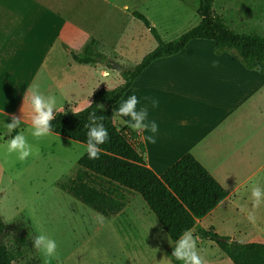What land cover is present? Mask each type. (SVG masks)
Instances as JSON below:
<instances>
[{
	"label": "crops",
	"instance_id": "crops-1",
	"mask_svg": "<svg viewBox=\"0 0 264 264\" xmlns=\"http://www.w3.org/2000/svg\"><path fill=\"white\" fill-rule=\"evenodd\" d=\"M59 4L54 0H0V114L21 119V125L32 113L27 102L23 108L27 88L35 84L41 94L49 91L58 97L57 82L61 70L70 69L71 53H80L92 38L100 41L96 36L84 38L76 21ZM60 56L66 58L62 68ZM116 78L120 83L119 71ZM132 94L140 101L137 110L148 106V119L158 124L155 144L142 138L150 133L134 130L144 144L147 167L161 177L191 154L228 192V198L198 221V226L209 222V228L232 241L264 244V203L253 208L250 191L264 176V74L245 69L230 54L216 55L212 41L195 40L180 54L151 64L123 99ZM145 97L157 100L158 106L152 108ZM130 119L117 116L115 126L118 130L130 127ZM260 184L264 187V180ZM133 201L119 216L136 214ZM145 210L142 216L148 218L150 213ZM230 215L240 217L234 219L236 227L252 215L254 220L249 222L259 228L260 235L250 234L253 230L242 237L221 233L218 227L229 225L226 218ZM218 256L225 264H233L222 252Z\"/></svg>",
	"mask_w": 264,
	"mask_h": 264
},
{
	"label": "rangeland",
	"instance_id": "rangeland-1",
	"mask_svg": "<svg viewBox=\"0 0 264 264\" xmlns=\"http://www.w3.org/2000/svg\"><path fill=\"white\" fill-rule=\"evenodd\" d=\"M54 1L76 21L78 32L84 38L99 37L108 47L104 51L108 63L103 66L112 70L111 77L104 81L96 74L98 65H79L70 58V69L66 66L61 70L57 82L60 90L57 108L66 113L85 110L92 103V92L121 86L124 81L118 83L116 64L121 72L125 71L140 64L156 49L155 38L141 21L132 17L133 12L143 14L165 42L177 40L200 23L198 0ZM124 4L128 5L127 12L121 11ZM214 11L239 33L264 34V0H214ZM59 59L62 68L66 58ZM50 93L44 92V95ZM32 115L14 131L29 128ZM25 134L34 155L23 163L14 155H3L10 136H0V216L7 227L17 221L31 222L32 238L43 233L57 242L60 264H180L172 257L175 242L163 231L141 196H132L135 215H121L111 223L59 188L60 182L74 175L79 160L86 154L85 145L54 134L39 141ZM143 209L150 213L148 218L142 216ZM239 218L228 216L229 225H219L220 232L237 237H242L247 230H253L250 234H259V228L247 219H242L243 226L236 227L235 220ZM208 224L204 222L202 228L208 230ZM15 235L9 230L3 240L11 250L17 251L16 264H42L40 253L32 246L14 248ZM198 240L197 248L204 264H225L214 242Z\"/></svg>",
	"mask_w": 264,
	"mask_h": 264
},
{
	"label": "trees",
	"instance_id": "trees-1",
	"mask_svg": "<svg viewBox=\"0 0 264 264\" xmlns=\"http://www.w3.org/2000/svg\"><path fill=\"white\" fill-rule=\"evenodd\" d=\"M197 14L200 23L195 28L173 42H165L143 14L132 13V17L141 21L153 35L157 47L140 64L121 72L124 81L121 86L94 92L92 103L85 110L53 115L56 118L50 122L52 134L73 142L86 146L87 133L96 126H103L109 135L103 145H95L103 149L98 159H89L85 154L74 175L58 185L62 191L108 219L119 216L137 194L172 242L185 230L194 229L200 238L214 242L233 264H264V244L238 243L220 236L213 228L205 230L198 226V221L228 198V192L194 156L185 155L159 177L146 165L141 137L130 127L118 130L114 123V106L139 76L155 61L180 54L195 40L212 41L216 55L230 54L245 69L264 74V34L239 33L231 29L222 16L215 14L214 0H198ZM105 49L100 41L92 38L81 53L72 52L71 57L79 65H104L108 63ZM93 112L95 115L90 119ZM5 118L0 114V121ZM5 123H12V119L8 117ZM17 133L14 131L12 135ZM26 224L17 221L7 227L0 216V264H16L17 261V251L11 250L3 240L9 230L16 234L14 248L32 246L34 228L31 222Z\"/></svg>",
	"mask_w": 264,
	"mask_h": 264
},
{
	"label": "clouds",
	"instance_id": "clouds-1",
	"mask_svg": "<svg viewBox=\"0 0 264 264\" xmlns=\"http://www.w3.org/2000/svg\"><path fill=\"white\" fill-rule=\"evenodd\" d=\"M121 11L127 12L128 5L124 4L121 7ZM215 61L212 63V67H216ZM97 76L99 79L107 81L111 75V69L103 66H97ZM149 100V104L152 108L158 106V101L145 97ZM30 104L32 110L31 126L26 128L15 135H12L14 130L20 128L21 119L12 116V123H5L7 114L4 113L5 119L0 121V136L8 135L11 138L6 140V150L3 152L5 157L15 156V159L21 163L25 162L27 158L34 155L33 146L29 143L27 135L28 133L34 140L39 141L41 138L47 137L52 134L51 121L56 117L53 116V112L60 113V109L57 108V97L55 95H44L38 90L37 85H32L27 88L24 94V103ZM139 99L135 94L129 95L127 99H123L120 102L119 107L115 110L113 119L117 116L130 117V121L127 123L133 130H145L150 133L142 137L148 143L155 144L157 142L158 124L154 120L148 119V106H141L140 110H137ZM102 107V106H101ZM22 108V110H23ZM23 112V111H22ZM95 113L90 114V119L94 117ZM103 119V117H100ZM95 121H93L94 123ZM87 127V125H86ZM88 143L85 146L84 151L86 152L89 159H98L99 153L103 151L101 148H97L95 145H103L106 139H109L108 131L103 126L92 127L87 133ZM94 142V143H93ZM264 180V176H261L251 186V200L252 207L256 208L261 203H264V187H261L260 181ZM250 221L254 220L252 215H249ZM194 229L185 230L175 241L173 246L174 251L172 257L175 261H179L180 264H204L203 258L197 248L198 237L193 235ZM32 248L40 253L42 258V264H60V257L57 251V242L49 236L40 233L32 241Z\"/></svg>",
	"mask_w": 264,
	"mask_h": 264
},
{
	"label": "water",
	"instance_id": "water-1",
	"mask_svg": "<svg viewBox=\"0 0 264 264\" xmlns=\"http://www.w3.org/2000/svg\"><path fill=\"white\" fill-rule=\"evenodd\" d=\"M115 68H116L119 72H121V68H119L117 65L115 66ZM227 243H231V241H227Z\"/></svg>",
	"mask_w": 264,
	"mask_h": 264
}]
</instances>
